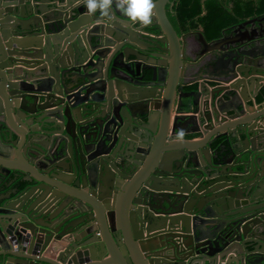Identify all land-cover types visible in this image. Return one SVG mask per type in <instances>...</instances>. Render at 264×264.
Listing matches in <instances>:
<instances>
[{"label": "water", "instance_id": "95a60500", "mask_svg": "<svg viewBox=\"0 0 264 264\" xmlns=\"http://www.w3.org/2000/svg\"><path fill=\"white\" fill-rule=\"evenodd\" d=\"M153 2L0 0V264H264V36Z\"/></svg>", "mask_w": 264, "mask_h": 264}, {"label": "flooded vegetation", "instance_id": "af4514ba", "mask_svg": "<svg viewBox=\"0 0 264 264\" xmlns=\"http://www.w3.org/2000/svg\"><path fill=\"white\" fill-rule=\"evenodd\" d=\"M207 1L211 3L212 0H199L201 10L199 15L195 16L196 19L207 13ZM216 2L222 8L225 20L220 28V34L208 41L216 42L220 38L227 39L234 35L252 37L262 33L264 36V0H217ZM170 3L167 4V7L173 8L177 1L170 0ZM197 26H201L203 29L202 25ZM191 86L190 89L196 88L197 84L194 83Z\"/></svg>", "mask_w": 264, "mask_h": 264}, {"label": "trees", "instance_id": "16d2710c", "mask_svg": "<svg viewBox=\"0 0 264 264\" xmlns=\"http://www.w3.org/2000/svg\"><path fill=\"white\" fill-rule=\"evenodd\" d=\"M176 1L177 3L171 9L175 14L176 21L181 24L183 30L192 29L197 25H202L203 34L208 40L220 34V28L224 24L225 16L223 15L222 8L217 4V0H212L211 3H208L207 1V13L203 16H199L198 19H196L195 16L199 15L198 13L201 10L199 7V0Z\"/></svg>", "mask_w": 264, "mask_h": 264}, {"label": "clouds", "instance_id": "9594fccd", "mask_svg": "<svg viewBox=\"0 0 264 264\" xmlns=\"http://www.w3.org/2000/svg\"><path fill=\"white\" fill-rule=\"evenodd\" d=\"M114 2L131 23H139L144 27L152 23L155 7L153 0H83L89 15L99 11L102 17L109 18ZM183 135L181 131L179 138L182 139Z\"/></svg>", "mask_w": 264, "mask_h": 264}, {"label": "crops", "instance_id": "0c3cea01", "mask_svg": "<svg viewBox=\"0 0 264 264\" xmlns=\"http://www.w3.org/2000/svg\"><path fill=\"white\" fill-rule=\"evenodd\" d=\"M166 9H167V16L169 18V20L171 21V23L173 24L175 30L177 31V33L179 35H184V40H185V43H186V46H188V50H189V54H191L190 52V49H198L200 47H198L199 43H198V35H197V31H201L203 33V29L201 26H196L195 28H192V29H186V30H183L181 28V24H179L177 21H176V18H175V14L173 13L172 9L168 6H166ZM204 35V34H203ZM205 37V36H204ZM206 39V38H205ZM208 41V39H206ZM190 79H186L184 80L185 82V86H184V90H189L190 87H192L191 85V81H189ZM210 84H214L212 82H209ZM264 89H261V92H259L257 94V96L255 97V101L256 102H259L261 103L263 100H264V93H263ZM263 93V94H262ZM260 98V99H258ZM198 134H186V135H183V138L182 139H178L177 142H181V143H187L188 141H198ZM46 256L48 254H45Z\"/></svg>", "mask_w": 264, "mask_h": 264}]
</instances>
